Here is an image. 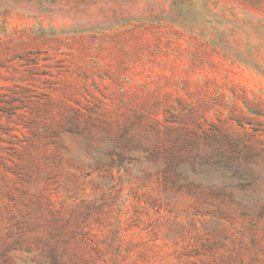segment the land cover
<instances>
[{
    "label": "rangeland",
    "instance_id": "obj_1",
    "mask_svg": "<svg viewBox=\"0 0 264 264\" xmlns=\"http://www.w3.org/2000/svg\"><path fill=\"white\" fill-rule=\"evenodd\" d=\"M0 264H264V0H0Z\"/></svg>",
    "mask_w": 264,
    "mask_h": 264
}]
</instances>
